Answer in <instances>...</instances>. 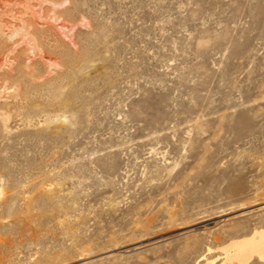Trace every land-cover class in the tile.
<instances>
[{
	"label": "rangeland",
	"instance_id": "374dc122",
	"mask_svg": "<svg viewBox=\"0 0 264 264\" xmlns=\"http://www.w3.org/2000/svg\"><path fill=\"white\" fill-rule=\"evenodd\" d=\"M2 7L0 264H221L264 228V0Z\"/></svg>",
	"mask_w": 264,
	"mask_h": 264
},
{
	"label": "bare ground",
	"instance_id": "6f19581e",
	"mask_svg": "<svg viewBox=\"0 0 264 264\" xmlns=\"http://www.w3.org/2000/svg\"><path fill=\"white\" fill-rule=\"evenodd\" d=\"M12 1H15L14 2L15 4H13ZM35 1L36 0H0V10H2V8H3L2 6L3 5H5V6L15 5V8L19 9V8L22 7L23 3L26 6L27 5L30 6V4L35 2ZM36 3H38V2H36ZM37 5H39V3ZM5 9H7V8H5ZM33 12H35V11H33ZM15 20H17L19 22L18 19H15ZM22 21H23V19H22ZM7 25L9 26L10 24L9 23H5L4 19H0V36H3L4 34H6V33H4L5 32L4 28L7 27ZM8 29H9V31L7 30V32L9 34L7 36H9L10 38L13 37V36L16 37V35H20L21 36L23 34L28 33L27 30H24L25 32L24 31L22 32V29L19 28V27H16V28H13V29L8 27ZM223 251H225L226 255L224 256L225 259H224V261L221 264H247L254 257H257V259H259L261 261H264V228L263 229H259V230L255 229V231L250 236L241 238L239 240H237V239L233 240L228 245L223 247ZM206 264H214V261L207 262Z\"/></svg>",
	"mask_w": 264,
	"mask_h": 264
}]
</instances>
